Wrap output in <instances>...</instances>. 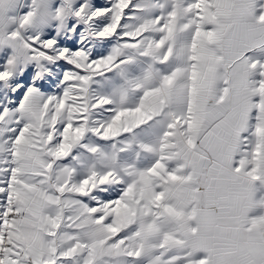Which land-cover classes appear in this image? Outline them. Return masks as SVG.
<instances>
[{
	"label": "snow or ice",
	"instance_id": "snow-or-ice-1",
	"mask_svg": "<svg viewBox=\"0 0 264 264\" xmlns=\"http://www.w3.org/2000/svg\"><path fill=\"white\" fill-rule=\"evenodd\" d=\"M0 264H264V0H0Z\"/></svg>",
	"mask_w": 264,
	"mask_h": 264
}]
</instances>
